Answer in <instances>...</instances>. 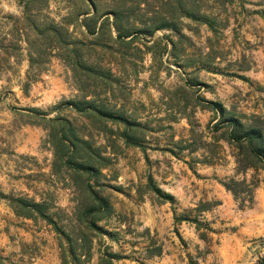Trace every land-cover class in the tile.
<instances>
[{
  "label": "rangeland",
  "instance_id": "rangeland-1",
  "mask_svg": "<svg viewBox=\"0 0 264 264\" xmlns=\"http://www.w3.org/2000/svg\"><path fill=\"white\" fill-rule=\"evenodd\" d=\"M137 1L143 0H96L101 10ZM186 1L197 19L172 0H147L150 12L138 14L156 16L152 26L173 17L177 31L158 28L124 42L104 32L99 39L110 47L80 48L83 62L110 69L107 79L82 71L70 52L71 41L93 38L76 14L84 8L80 0H0V188L48 200L63 228L58 233L42 218L18 216L1 199L0 264H97L105 252L115 254L111 264H258L264 258V171H236L238 159L256 161L229 143L230 128L222 123L233 115L264 129V0ZM51 27L59 28L60 39ZM89 84L98 91L92 98L139 123L131 126L138 144L125 142L123 122L61 105L79 99ZM54 116L98 149L78 154L90 156L98 171L77 176L53 163L52 138L60 129L49 121ZM230 178L251 183V200L223 186ZM91 189L111 206L95 217L98 230L74 214L79 200L93 201ZM83 235L88 251L77 250L76 257L68 248Z\"/></svg>",
  "mask_w": 264,
  "mask_h": 264
},
{
  "label": "trees",
  "instance_id": "trees-1",
  "mask_svg": "<svg viewBox=\"0 0 264 264\" xmlns=\"http://www.w3.org/2000/svg\"><path fill=\"white\" fill-rule=\"evenodd\" d=\"M84 4V8H81L76 13L80 18V25L84 27L86 36H93L92 40L89 42L85 41H71L70 52L74 57L75 65H77L82 71L85 73H91L96 77H104L109 79L111 77L110 69L102 70L99 66H92L83 62L80 59L79 49L87 47L88 45H97L104 48L110 47L107 43H101L100 37H103L104 32L107 33V37L115 42H124L125 38L134 37L138 34H151L155 29H164L167 27H171V29L177 31V28L172 26L169 22L172 21L173 17L165 16L161 18L162 23L158 26H152L153 16L152 18L146 19L141 18L139 12H145L147 15L150 12L148 8L147 0L137 1L131 4V7L124 8L123 10H117L115 8H109V10H101L100 6L97 4L96 0H80ZM176 9L183 11L184 15L190 18L197 19V12L192 10V4L190 5L186 0H172ZM190 5V6H188ZM190 7V8H187ZM138 14L140 16H138ZM131 15V18H130ZM110 17L112 19L110 20ZM137 17H140L137 18ZM124 18V22L122 19ZM133 25V22H140L141 28H129ZM127 23V24H126ZM150 24L151 26H149ZM105 28V29H104ZM48 32L52 33L56 39H60L61 32L59 28H48ZM96 86V85H95ZM81 91V96L79 99L70 98L64 99L61 102V105L71 107L78 112H84L92 114L93 116H98L102 118H109L112 120H119L124 123L125 130L123 131V138L125 142L138 144L139 140L135 139L131 136V126H139V123L136 121H131V119L123 114H118L117 112L111 110L106 102L102 99L92 98L98 94V91L95 90L94 85H85L79 89ZM35 111V110H34ZM218 111L224 115L225 110L220 107ZM49 121L57 122L60 126V129L53 135V146H54V161L61 162L66 166H69L77 176H81L85 173L93 174L98 171V166L91 160L90 156L85 158H79L78 154L82 152V150H98L91 147V143L83 138H80L76 135L73 127L69 122L60 118L59 116H54L50 118ZM226 123L230 132L228 134L229 143L234 144L239 151L246 152L247 155L251 157L252 160L256 161V163H245L242 160H237V168L236 171L239 173L245 172L250 167L261 168L264 171V129L256 124L249 123L246 124L242 120H240L237 116H229L228 118L222 120V123ZM87 153V152H86ZM77 154V155H76ZM98 159L105 161L108 157L102 156L101 153L96 154ZM260 165V166H258ZM148 184L155 191H159V188L153 185V180L149 176ZM223 186L229 190L235 198H239L242 201L251 200L252 194V186L250 182H247L246 178L235 179L230 178L228 181L222 182ZM91 187V186H90ZM92 197V202L90 203H82V201L78 202L76 206L78 220L83 217L84 222L91 229L98 230L99 227L95 224V217L101 218L104 215L108 214L111 211V206L102 201L91 189L89 190ZM244 193L245 196H240ZM5 199L8 201L9 207L12 211L18 215L25 218L37 219L42 218L47 221L49 224L53 226V228L58 232L62 233V226L53 218V215L49 212L51 205L50 202L46 199H41L40 201H36L34 198L21 196V195H13L10 193L4 192L0 188V200ZM88 204V206H87ZM204 207H207L209 204H203ZM202 206V205H201ZM200 207V206H199ZM197 230L200 229V224L196 225ZM200 238L207 242V234L205 231L200 232ZM76 240H83L81 243H76V246H69L68 251L77 257V250H79L78 255L81 254L86 256L88 248H86V242L84 240V235L82 237H77ZM115 254L111 252H105L102 257L99 258L97 264H111V259ZM62 264H70L67 259L62 260ZM258 264H264V258H261Z\"/></svg>",
  "mask_w": 264,
  "mask_h": 264
}]
</instances>
